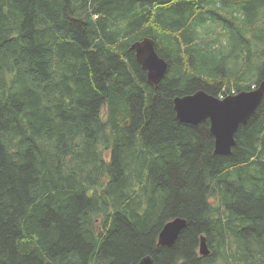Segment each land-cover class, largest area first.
Wrapping results in <instances>:
<instances>
[{"label":"trees","instance_id":"obj_1","mask_svg":"<svg viewBox=\"0 0 264 264\" xmlns=\"http://www.w3.org/2000/svg\"><path fill=\"white\" fill-rule=\"evenodd\" d=\"M261 82L264 0H0V264H264V93L225 155L173 106Z\"/></svg>","mask_w":264,"mask_h":264},{"label":"water","instance_id":"obj_2","mask_svg":"<svg viewBox=\"0 0 264 264\" xmlns=\"http://www.w3.org/2000/svg\"><path fill=\"white\" fill-rule=\"evenodd\" d=\"M130 49L134 51L136 60L146 71L147 81L156 85L163 77L167 63L157 53L153 39L144 37L136 40L131 43ZM263 93L264 82L256 88L241 90L223 97L198 90L191 94L176 96L173 99V106L180 121L196 124L208 119L210 131L214 136V152L225 155L231 152L235 142L234 134L239 125L245 123L253 114ZM184 223L179 217L167 221L159 232V242H172ZM199 252L202 255L209 252L204 237L200 239ZM142 264H149L148 258L143 259Z\"/></svg>","mask_w":264,"mask_h":264},{"label":"bare ground","instance_id":"obj_3","mask_svg":"<svg viewBox=\"0 0 264 264\" xmlns=\"http://www.w3.org/2000/svg\"><path fill=\"white\" fill-rule=\"evenodd\" d=\"M68 12H69V11H68ZM113 18H114V17H113ZM110 19H111V18H110ZM125 55H126V54H125ZM4 135H5V134H4ZM19 136H20V135H19ZM5 138H7V137H5ZM10 139H11V138H10ZM3 140H4V139H3ZM9 141H10V140H9ZM5 143H6V142H5ZM10 143H11V142H10ZM10 143H9V144H10ZM7 145H8V144H7ZM7 148H8V147H7ZM9 148H10V147H9ZM16 148H17V147H16ZM42 158H43V157H42ZM182 219H183L184 222H185V219H184V218H182ZM165 223H166V222H165ZM165 223H164V224H165ZM164 224H163V226H164ZM185 224H186V222L184 223L183 227L185 226ZM163 226H162V227H163ZM162 227H161V229H162ZM183 227H182V228H183ZM182 228H181V229H182ZM161 229H160V230H161ZM181 229H180V230H181ZM180 230L178 231V233L180 232ZM159 232H160V231H159ZM159 232H158V235H157V243H158V244H170V243H172V242L177 238V236H176V238H175L172 242H170V243H162V242H159ZM177 235H178V234H177ZM202 237H203V236H202ZM205 244H206V243H205ZM206 246H207V245H206ZM147 258H148V260H149V264H151V261H152V260H151V257H149V256H144V257H142V258L138 261L137 264H142L143 259H147Z\"/></svg>","mask_w":264,"mask_h":264},{"label":"rangeland","instance_id":"obj_4","mask_svg":"<svg viewBox=\"0 0 264 264\" xmlns=\"http://www.w3.org/2000/svg\"><path fill=\"white\" fill-rule=\"evenodd\" d=\"M209 26V24H207ZM214 26H216L215 24H213ZM202 237V236H201ZM204 237V236H203ZM205 238V237H204Z\"/></svg>","mask_w":264,"mask_h":264},{"label":"clouds","instance_id":"obj_5","mask_svg":"<svg viewBox=\"0 0 264 264\" xmlns=\"http://www.w3.org/2000/svg\"><path fill=\"white\" fill-rule=\"evenodd\" d=\"M200 244V243H199Z\"/></svg>","mask_w":264,"mask_h":264}]
</instances>
